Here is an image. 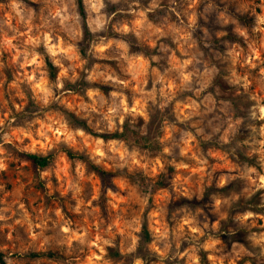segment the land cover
Segmentation results:
<instances>
[{"label": "clouds", "instance_id": "obj_1", "mask_svg": "<svg viewBox=\"0 0 264 264\" xmlns=\"http://www.w3.org/2000/svg\"><path fill=\"white\" fill-rule=\"evenodd\" d=\"M0 264H264V0H0Z\"/></svg>", "mask_w": 264, "mask_h": 264}]
</instances>
